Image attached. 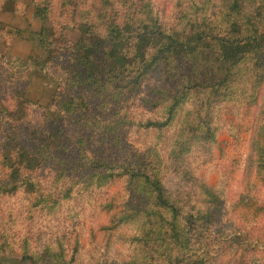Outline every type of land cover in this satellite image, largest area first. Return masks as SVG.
<instances>
[{
  "label": "rangeland",
  "instance_id": "374dc122",
  "mask_svg": "<svg viewBox=\"0 0 264 264\" xmlns=\"http://www.w3.org/2000/svg\"><path fill=\"white\" fill-rule=\"evenodd\" d=\"M262 30L264 0H0V264H264V43L217 41Z\"/></svg>",
  "mask_w": 264,
  "mask_h": 264
},
{
  "label": "trees",
  "instance_id": "16d2710c",
  "mask_svg": "<svg viewBox=\"0 0 264 264\" xmlns=\"http://www.w3.org/2000/svg\"><path fill=\"white\" fill-rule=\"evenodd\" d=\"M41 19H43V17H41ZM160 34L161 32H157L154 35H160ZM165 34H162L161 36L166 37L167 34L166 35ZM200 38H202V36H200ZM255 38L258 40H262L260 42L264 43V30L260 32L256 31L251 37L249 36L238 37L237 39L234 40H228V39L217 40L218 49H219L218 57L222 62L224 61L232 62L234 60H237V58L242 53L246 52L250 48ZM226 76L227 74L225 75V77ZM227 82L230 88L231 80L228 78ZM262 83H264V76L259 77L257 86L261 85ZM259 130L260 132L256 140V149H255V154L257 156L255 165L257 168L258 178L257 180L253 179L252 182L247 185L246 193H244V195H242L239 199L240 207H242L243 210H246V208H253V212H254L253 215H264V202L262 201L260 202L258 201V199H255L252 201L253 203L251 204V201L249 200L251 197L248 195L251 189H256V188L258 189V187H262V185H264V118L260 119L259 121ZM130 176L132 178L133 177L137 179L139 178L138 175L135 176L133 173H130ZM144 178L147 181V183L152 187L153 191L156 193L160 205L163 207L167 206L166 199L169 198V196H166L165 190L157 183L151 181L148 177L145 176ZM261 238L262 237L259 238L260 241Z\"/></svg>",
  "mask_w": 264,
  "mask_h": 264
}]
</instances>
